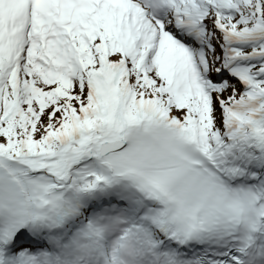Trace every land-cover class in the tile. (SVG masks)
<instances>
[{
  "label": "snow or ice",
  "instance_id": "snow-or-ice-1",
  "mask_svg": "<svg viewBox=\"0 0 264 264\" xmlns=\"http://www.w3.org/2000/svg\"><path fill=\"white\" fill-rule=\"evenodd\" d=\"M0 264H264V0H0Z\"/></svg>",
  "mask_w": 264,
  "mask_h": 264
}]
</instances>
